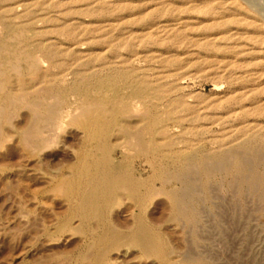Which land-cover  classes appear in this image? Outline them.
<instances>
[{"label":"rangeland","instance_id":"374dc122","mask_svg":"<svg viewBox=\"0 0 264 264\" xmlns=\"http://www.w3.org/2000/svg\"><path fill=\"white\" fill-rule=\"evenodd\" d=\"M0 78V264H264V0H0Z\"/></svg>","mask_w":264,"mask_h":264},{"label":"bare ground","instance_id":"6f19581e","mask_svg":"<svg viewBox=\"0 0 264 264\" xmlns=\"http://www.w3.org/2000/svg\"><path fill=\"white\" fill-rule=\"evenodd\" d=\"M180 26V25H179ZM152 28V27H151ZM170 28V27H169ZM156 31H158L159 32V30H156ZM160 31H161V29H160ZM154 32V31H153ZM162 35V34H161ZM46 44V43H45ZM47 47V46H46ZM53 51V50H52ZM51 51V52H52ZM16 53V52H15ZM21 53V52H20ZM11 57H12V55H11ZM28 57V56H27ZM15 63V62H14ZM14 65V64H13ZM39 68V67H38ZM11 70V69H10ZM16 70V69H15ZM7 72V71H6ZM41 72H42V70H41ZM17 76H18V74H17ZM4 78H5V76H4ZM164 78V77H163ZM1 79V78H0ZM7 80V79H6ZM20 84V83H19ZM22 87V86H21ZM48 87V86H47ZM46 87V88H47ZM2 88H3V86H2ZM1 88V89H2ZM252 88V87H251ZM22 90V89H21ZM42 91V90H41ZM39 93H40V91H38ZM43 92V91H42ZM49 94H50V92H48ZM48 97H50V96H48ZM49 99V98H48ZM56 99V98H55ZM55 101V100H54ZM153 101V100H152ZM34 105V104H33ZM38 105V104H37ZM41 105V104H40ZM10 106V105H9ZM26 106H28V105H26ZM11 107V106H10ZM53 107V106H52ZM248 107H249V105H248ZM25 108V107H24ZM26 108H28V107H26ZM25 108V109H26ZM31 108L33 109V110H35V108H36V106H31ZM44 109V108H43ZM51 109V108H50ZM28 110V109H27ZM37 110V109H36ZM1 112H2V109L0 110ZM53 111V110H52ZM236 111V110H235ZM51 112V111H50ZM52 113V112H51ZM81 113H83V111L81 112ZM36 113H34V115H35ZM252 114V113H251ZM10 115V114H9ZM144 115V114H143ZM130 116V115H129ZM132 116V115H131ZM134 116V115H133ZM132 116V117H133ZM43 117L44 118H42V121H46V120H48L49 119V117H50V115H49V113L48 112H46V113H44V115H43ZM52 117V116H51ZM134 117H136V116H134ZM138 117V116H137ZM147 117V116H146ZM8 118V117H7ZM34 118V117H33ZM52 119V118H51ZM1 120V119H0ZM7 121L8 120H10V116H9V118L8 119H6ZM7 121H5L7 124L9 123V122H7ZM52 121V120H51ZM33 122V121H32ZM48 122V121H47ZM56 122V121H55ZM252 122V121H251ZM52 123H54V122H52ZM57 123V122H56ZM248 123H250V122H248ZM45 124V123H44ZM50 124H51V122H50ZM257 124V123H256ZM47 125H49V124H47ZM48 127V126H47ZM47 129V128H46ZM24 132V131H23ZM27 132V131H26ZM50 132V131H49ZM54 132V134H55V131H53ZM124 132V131H123ZM46 133H48V132H46ZM134 133V132H133ZM53 134V135H54ZM51 135V134H50ZM56 135V134H55ZM29 136V137H28ZM33 136V135H32ZM31 136V137H32ZM36 136H38L37 135V133H36ZM131 136H133V134L131 135ZM30 137V135L29 134H26V133H23L22 135H21V142L23 143V146H25V147H27L28 145H29V141H28V138H31ZM134 137V136H133ZM132 137V138H133ZM28 142V143H27ZM48 142H50L49 140H48ZM132 142H133V140H132ZM28 144V145H27ZM30 146V145H29ZM31 147V146H30ZM28 149H30V148H28ZM31 149H33V148H31ZM30 149V150H31ZM257 151V150H256ZM258 152V151H257ZM260 155V154H259ZM261 155H264V154H262L261 153ZM264 157V156H263ZM247 159V158H246ZM263 160V159H262ZM227 161V160H226ZM246 161V160H245ZM249 161V160H248ZM248 163H251V162H248ZM262 163H264V162H262ZM246 162L244 163V162H238V164L236 165V169L238 170V171H240V172H243V171H245L246 170ZM219 164H218V169H219ZM196 168V167H195ZM248 169V168H247ZM249 170V169H248ZM190 171V170H189ZM192 171V170H191ZM216 171H218V170H216ZM250 171V170H249ZM211 174V173H210ZM264 174V173H263ZM193 177V176H192ZM189 179H190V177H189ZM192 179H194V178H192ZM192 179H191V181H192ZM195 180V179H194ZM193 180V181H194ZM244 180V179H243ZM135 183H137L136 181H135ZM193 183V182H192ZM255 183V182H254ZM255 185V184H254ZM137 186H138V184H137ZM92 187V186H91ZM248 188V187H247ZM234 189V188H233ZM258 189V188H257ZM247 191V190H246ZM261 192V191H260ZM263 192V191H262ZM186 194L185 195H187V194H189L190 193V191H186L185 192ZM237 193V192H236ZM173 195V194H172ZM259 197V196H258ZM263 205H264V203H263ZM262 205V206H263ZM263 210V209H262ZM184 212V211H183ZM262 212H264V211H262ZM141 242H142V244L143 245H145V247H146V249L148 248H150V244H148L145 240H144V238H143V240L141 239ZM101 256V255H100ZM98 263H99V261H98Z\"/></svg>","mask_w":264,"mask_h":264}]
</instances>
